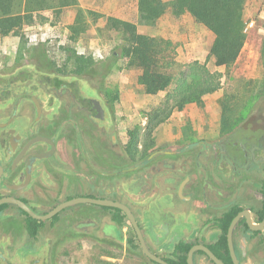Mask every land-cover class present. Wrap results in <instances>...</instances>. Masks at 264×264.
<instances>
[{"label":"rangeland","instance_id":"obj_1","mask_svg":"<svg viewBox=\"0 0 264 264\" xmlns=\"http://www.w3.org/2000/svg\"><path fill=\"white\" fill-rule=\"evenodd\" d=\"M78 2L86 12L135 23L141 34L169 40L178 63L174 72L186 70L187 65L197 61L206 64L220 79V89L204 97L201 104L172 110L169 119L155 130V147L144 157L138 152L136 159L131 160L126 152L128 132L140 131L139 151L142 152L147 143L146 116L156 108L164 109L173 89L157 96L145 94L139 84L141 71L128 68L126 43L117 34L105 30L106 18L94 21L87 17L90 30L77 44L70 42L68 30L77 14L74 7L64 9L59 16L53 12L37 15L36 23L25 27L19 36H0V77L9 78L25 69L34 70L37 63L31 51L41 44L46 45L47 60L59 67L66 62L68 47L78 54L93 57L100 64L113 56L118 58L105 76L97 71L78 76L72 70L60 78L71 88L84 87L88 97L105 103V120L98 125L108 132L107 170L115 173L109 180L110 189L114 191L111 198L132 209L149 249L161 257H169L177 243L196 238L198 213L207 207V202H217L218 197L211 194L216 193L227 201L231 195L259 190L264 165L256 167L249 160L236 161L234 166L229 158L223 157L217 162L212 144H227L225 154H231L232 145L242 143L246 137L256 135L264 143V100L231 134L221 133L222 101L236 112L243 111L263 83L264 0L247 1L246 44L236 64L229 69L216 66L210 58L214 36L190 16L175 18L168 14L156 26L148 27L139 24L138 0ZM19 82L40 81L0 82V106L10 100L1 101L3 92L11 96L24 88ZM45 88L38 86L34 93L40 94ZM90 142L96 144L94 138ZM184 182L185 199H182L178 192ZM72 185L69 193L60 192L51 205L81 191L77 180H73ZM111 214L93 204L67 208L61 213V220L54 222V227L47 224L39 244L32 246H21V240L7 244L6 239H19L24 232L0 226V264H31L35 259H44L46 264H152L141 249L133 248L131 242L137 245L138 240L129 220L124 227H118Z\"/></svg>","mask_w":264,"mask_h":264},{"label":"flooded vegetation","instance_id":"obj_2","mask_svg":"<svg viewBox=\"0 0 264 264\" xmlns=\"http://www.w3.org/2000/svg\"><path fill=\"white\" fill-rule=\"evenodd\" d=\"M19 83L24 84V88L18 93L9 96V92H3L1 95V101L10 100L0 106V200L12 198L21 201L39 216L47 215L58 205L74 198L112 200L114 191L110 189L109 180L115 173L107 170L108 132L98 125L105 120V103L88 97L84 87L71 88L66 82ZM38 86L47 88L36 94ZM94 101L99 102L104 110L102 119L97 117ZM93 138L96 144H90ZM226 145L221 142L212 144L217 162L223 157L229 158L234 166L236 161L249 160L256 167L264 165V143L256 136L233 144L231 154H225ZM73 180H77L81 191L51 205L60 192H70ZM263 183L264 175L258 191L231 195L227 201L216 193L211 194L218 199L215 198L217 202L213 204L207 202V207L198 213V235L183 241L193 244V247H207L223 264H264ZM119 187L118 182L117 192ZM181 198L185 199L184 195ZM61 213L48 221L37 220L38 235L30 238L27 216H31L15 204H2L0 226H11L10 229L24 232L19 239L8 238L5 242L21 240V246L39 244L47 224L54 227L53 220L56 217L61 220ZM237 218L232 233V251L228 234ZM225 226L226 241H223ZM194 262L216 264L203 251L194 254ZM31 264L46 263L44 259H35Z\"/></svg>","mask_w":264,"mask_h":264},{"label":"trees","instance_id":"obj_3","mask_svg":"<svg viewBox=\"0 0 264 264\" xmlns=\"http://www.w3.org/2000/svg\"><path fill=\"white\" fill-rule=\"evenodd\" d=\"M248 0H138L137 10L139 24L153 27L170 14L175 18L190 16L194 21L214 36L210 50L212 58L218 67L227 69L233 67L246 44L247 34L245 9ZM74 7L77 14L74 22L68 27L70 42L77 44L83 35L90 30L87 17L94 21L106 18L105 30L117 34L126 43L127 66L141 71L139 84L146 95L157 96L168 89L173 94L166 99L165 108H156L147 114L146 139L139 151L141 134L137 129L129 131V142L126 152L131 160L136 159L137 153L144 157L155 147V130L165 123L172 110L183 109L190 104H201L203 98L212 95L220 89L221 83L217 74L210 72L206 64L193 62L186 70L174 72L178 63L175 61L174 46L166 39L143 35L135 23L101 16L93 11H84L78 0H0V36H19L25 27L33 26L36 17L45 12H53L59 16L64 9ZM46 45L41 44L32 49V59L36 60L34 70H21L9 78L0 77V82H14L18 80L40 82H63L60 78L72 70L75 75L85 76L98 72L105 76L117 63L113 56L105 63H98L93 57L78 54L75 49L66 48L68 53L65 64L59 67L49 62L46 56ZM264 76V46L262 51ZM259 92L243 111L236 112L231 106L222 101L221 133L231 134L256 111L258 104L264 100V77ZM110 97L111 95H108ZM117 99V96H115ZM238 111V110H237ZM256 136V135H254ZM264 191V183L261 188ZM112 212V221L118 227H124L127 217L117 209L105 208ZM26 215V214H25ZM27 233L30 238L38 235L36 228L39 222L29 216ZM59 220L56 217L53 221ZM222 240L226 241L227 226L223 227ZM134 249H140L131 242ZM193 244L181 241L177 243L169 257H162L169 264H188L187 258ZM160 256V255H158ZM161 257V256H160ZM151 262V261H150ZM152 264H155L151 262Z\"/></svg>","mask_w":264,"mask_h":264},{"label":"water","instance_id":"obj_4","mask_svg":"<svg viewBox=\"0 0 264 264\" xmlns=\"http://www.w3.org/2000/svg\"><path fill=\"white\" fill-rule=\"evenodd\" d=\"M95 105V110L98 112V118L102 119L104 115V110L100 106V103L97 101H94ZM187 183V181H186ZM182 184V186L179 189V195L182 196V192L184 189V186L186 184ZM5 203H12L20 207L24 212H26L28 215H30L32 218L40 221H48L54 218L55 216L59 215L62 211L66 210L67 208H70L75 205H80V204H93V205H98L104 208H112V209H117L120 210L129 220L139 243L140 249L142 253L153 263L155 264H169L164 258L158 256L157 254H154L148 247L145 235L141 229V226L132 211V209L126 205L125 203L119 202V201H114L110 199H96V198H74L72 200L66 201L60 205H58L56 208H54L50 213L44 216H39L36 215L28 206H26L23 202L9 198V199H2L0 200V206ZM238 222V218L233 221L230 229H229V234H228V240H229V245L230 249L233 251V246H232V233L234 230V227L236 223ZM197 251H203L206 253L209 258L216 264H223L207 247L204 246H194L191 248L188 254L187 262L188 264H195L194 262V254Z\"/></svg>","mask_w":264,"mask_h":264},{"label":"crops","instance_id":"obj_5","mask_svg":"<svg viewBox=\"0 0 264 264\" xmlns=\"http://www.w3.org/2000/svg\"><path fill=\"white\" fill-rule=\"evenodd\" d=\"M118 228V227H117ZM148 245V244H147Z\"/></svg>","mask_w":264,"mask_h":264}]
</instances>
